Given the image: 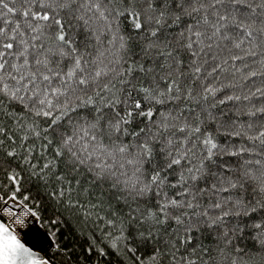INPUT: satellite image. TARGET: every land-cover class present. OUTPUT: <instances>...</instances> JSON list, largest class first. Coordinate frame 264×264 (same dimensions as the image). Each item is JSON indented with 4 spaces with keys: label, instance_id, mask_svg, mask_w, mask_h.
Instances as JSON below:
<instances>
[{
    "label": "snow or ice",
    "instance_id": "6c2138e0",
    "mask_svg": "<svg viewBox=\"0 0 264 264\" xmlns=\"http://www.w3.org/2000/svg\"><path fill=\"white\" fill-rule=\"evenodd\" d=\"M0 264H264V0H0Z\"/></svg>",
    "mask_w": 264,
    "mask_h": 264
}]
</instances>
